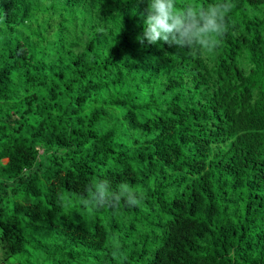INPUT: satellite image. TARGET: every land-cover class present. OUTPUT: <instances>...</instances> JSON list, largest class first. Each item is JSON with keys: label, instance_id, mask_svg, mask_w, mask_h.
Segmentation results:
<instances>
[{"label": "trees", "instance_id": "obj_1", "mask_svg": "<svg viewBox=\"0 0 264 264\" xmlns=\"http://www.w3.org/2000/svg\"><path fill=\"white\" fill-rule=\"evenodd\" d=\"M232 3L193 56L139 0H0V264H264V0Z\"/></svg>", "mask_w": 264, "mask_h": 264}, {"label": "clouds", "instance_id": "obj_2", "mask_svg": "<svg viewBox=\"0 0 264 264\" xmlns=\"http://www.w3.org/2000/svg\"><path fill=\"white\" fill-rule=\"evenodd\" d=\"M139 2L147 6L140 13L143 33L137 37L138 41L143 44L146 40L153 45L163 41L188 49L193 56L200 50H213L219 46L229 30V17L233 10L232 0H213L208 4L188 0L183 4H178V0ZM40 4L51 8L52 0H40ZM48 22L53 23L52 19ZM29 23L38 24L39 21L29 20ZM143 197L140 189L127 182H120L113 188L108 179H94L86 187L82 204L100 208L118 207L123 203L127 207H135L142 203Z\"/></svg>", "mask_w": 264, "mask_h": 264}, {"label": "rangeland", "instance_id": "obj_3", "mask_svg": "<svg viewBox=\"0 0 264 264\" xmlns=\"http://www.w3.org/2000/svg\"><path fill=\"white\" fill-rule=\"evenodd\" d=\"M1 255H0V261H1V259L4 257V255H3V253H0ZM18 261H16V264H18L17 263Z\"/></svg>", "mask_w": 264, "mask_h": 264}]
</instances>
